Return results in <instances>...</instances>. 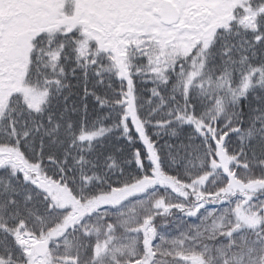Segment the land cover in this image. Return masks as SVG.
<instances>
[{
	"label": "snow or ice",
	"instance_id": "6c2138e0",
	"mask_svg": "<svg viewBox=\"0 0 264 264\" xmlns=\"http://www.w3.org/2000/svg\"><path fill=\"white\" fill-rule=\"evenodd\" d=\"M0 264H264V0H0Z\"/></svg>",
	"mask_w": 264,
	"mask_h": 264
}]
</instances>
